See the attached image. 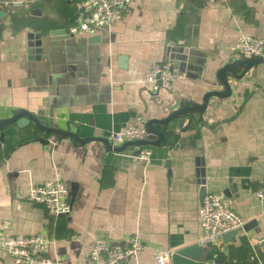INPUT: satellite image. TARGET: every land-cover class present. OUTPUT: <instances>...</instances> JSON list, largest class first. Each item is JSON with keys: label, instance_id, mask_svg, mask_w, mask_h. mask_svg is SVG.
Segmentation results:
<instances>
[{"label": "crops", "instance_id": "obj_1", "mask_svg": "<svg viewBox=\"0 0 264 264\" xmlns=\"http://www.w3.org/2000/svg\"><path fill=\"white\" fill-rule=\"evenodd\" d=\"M74 12V0H0V119L25 109L46 126L108 138L137 116L161 119L223 89L216 71L233 59L238 35L264 39V0H131L123 18L95 34L69 31ZM193 41L210 59L202 74L193 62L169 89L145 81L150 64ZM236 72L227 74V96H210L203 110L181 115V125L169 121L148 161L135 157L137 145L117 150L45 134L31 121L4 124L0 238L40 232L54 238L53 264H80L97 235H137L144 247L130 263L154 264L158 250L199 245L197 209L212 191L247 222L231 238L199 245V259L264 264V200L254 194L264 189V61ZM54 178L68 186V215L25 197L31 183ZM0 264H18L1 245Z\"/></svg>", "mask_w": 264, "mask_h": 264}, {"label": "built area", "instance_id": "obj_2", "mask_svg": "<svg viewBox=\"0 0 264 264\" xmlns=\"http://www.w3.org/2000/svg\"><path fill=\"white\" fill-rule=\"evenodd\" d=\"M131 0H74L75 12L69 31L73 34L99 33L113 21L123 18ZM233 58L264 56L262 37L240 33L230 47ZM183 73L170 61H156L150 64L144 73V79L154 88H171L174 81ZM151 136L146 122L137 116L134 122L110 132L108 139L119 144L132 140H143ZM138 147V146H137ZM151 156L149 145H142L135 157L148 161ZM254 194L264 200V189L258 188ZM25 197L32 202L42 204L53 215H68L71 201L67 184L59 179H49L43 183H31ZM201 232L197 238L199 245L221 241L225 233L241 230L247 222L237 211L225 202L219 192H207L197 209ZM53 237L43 233L9 234L3 233L0 245L4 253L18 264H53L47 255ZM144 247L137 235L120 239H109L97 235L86 247L80 264H131ZM171 251L158 250L152 258L154 264H171Z\"/></svg>", "mask_w": 264, "mask_h": 264}, {"label": "water", "instance_id": "obj_3", "mask_svg": "<svg viewBox=\"0 0 264 264\" xmlns=\"http://www.w3.org/2000/svg\"><path fill=\"white\" fill-rule=\"evenodd\" d=\"M90 41L96 40V37H91ZM197 43L195 41L191 42L187 49H184L182 46H177L174 48L176 53H170L167 55L165 61H170L173 63L175 67H177L181 72H184L187 68H191V64L193 62H198V74H202V70L207 66L210 59H208L207 54L199 49H197ZM33 45L38 46L35 47L34 52H41L43 48L42 39H38L33 41ZM30 52H33L29 49ZM198 56V59L196 58ZM264 61V56L258 57H250V58H233L224 63L221 67L217 69V81L223 85V89H214L204 93L202 102L200 103H189L182 104L177 109H174L167 115L161 119H149L146 122L147 129L151 132V136L147 139L143 140H132L126 141L124 143L119 144L118 142H110V140L106 137H80L77 133L72 132L70 130H64L55 127H49L42 124L38 118L33 115V113L21 109L13 113L11 116L0 119V139L3 138L2 126L7 122L15 121L18 125L23 126L30 121L33 122L37 128L50 131L57 135H69L72 136L75 140L79 142H86L88 140L97 139L101 140L105 143L108 148H113L117 150H122L127 145H137L136 154L139 152L142 145H150V144H158L161 141H164V129L166 128L169 121L175 119L177 125H181L183 123V117L181 115L186 114L187 112L201 111L207 104L208 98L212 95L218 96H227L231 91L230 83L227 79V74H232L233 76H239L236 72L237 68L248 69L253 64ZM191 119V118H189ZM162 123V128L158 129L154 126V123ZM205 192V188L202 187V193ZM245 227V225H244ZM237 233V230H232L225 233L224 237L231 238ZM260 246L264 251V237L260 240ZM201 251V247L199 245H190L184 246L176 249L171 252V264H204V262L199 259L198 255Z\"/></svg>", "mask_w": 264, "mask_h": 264}, {"label": "trees", "instance_id": "obj_4", "mask_svg": "<svg viewBox=\"0 0 264 264\" xmlns=\"http://www.w3.org/2000/svg\"><path fill=\"white\" fill-rule=\"evenodd\" d=\"M42 131H44V130H42ZM44 133L45 134H49V133H52V132H50V131H44Z\"/></svg>", "mask_w": 264, "mask_h": 264}]
</instances>
